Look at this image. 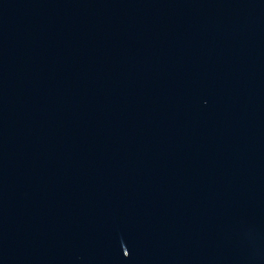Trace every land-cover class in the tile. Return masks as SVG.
<instances>
[{
    "label": "water",
    "instance_id": "1",
    "mask_svg": "<svg viewBox=\"0 0 264 264\" xmlns=\"http://www.w3.org/2000/svg\"><path fill=\"white\" fill-rule=\"evenodd\" d=\"M0 264H264V0H0Z\"/></svg>",
    "mask_w": 264,
    "mask_h": 264
}]
</instances>
